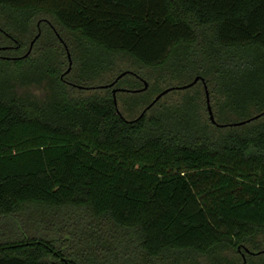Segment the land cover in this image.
Masks as SVG:
<instances>
[{
  "label": "trees",
  "instance_id": "16d2710c",
  "mask_svg": "<svg viewBox=\"0 0 264 264\" xmlns=\"http://www.w3.org/2000/svg\"><path fill=\"white\" fill-rule=\"evenodd\" d=\"M0 38V264H264V0H0ZM122 59L133 118L69 79Z\"/></svg>",
  "mask_w": 264,
  "mask_h": 264
},
{
  "label": "rangeland",
  "instance_id": "374dc122",
  "mask_svg": "<svg viewBox=\"0 0 264 264\" xmlns=\"http://www.w3.org/2000/svg\"><path fill=\"white\" fill-rule=\"evenodd\" d=\"M44 41L45 43L51 44V40L49 38H47ZM2 42L6 43L7 41L2 39ZM135 69L136 67L131 62L127 61L126 59H122L121 61L119 60L114 65H112L108 71L103 72L101 75H98L96 77L80 75V73L75 70L72 74V77L69 79H72V81L74 82H78L84 85H89L91 87H101V86H104L105 83L116 78L118 74H121L123 72H133L132 70H135ZM188 80H189L188 77L182 76L177 79H172L164 83L161 82L157 85L154 91H158L162 89L163 87L174 88V87L184 86L187 84ZM137 86H139V83H137L132 77H127L119 83L118 88L123 89V90H131L132 88H135ZM47 88H48L47 83L44 82L39 85L33 84V85H30L22 89L18 88V91L27 92L41 101L45 99ZM123 93L124 91H121V95H123ZM124 95L127 97H124V101L120 102V109L124 112L127 118H133L139 114L141 108L145 105L147 101V96H143V93L124 94ZM131 99L132 100L137 99L138 102L132 103L130 107L126 103H127V100H131ZM257 110H258L257 108L252 107L245 114H231L227 117L217 114L216 119L218 123L220 125H224L223 128H220V130L221 131L223 130L233 131L237 129V127L231 126V124L236 123V122L238 123V122L245 121L249 119V117L251 118L252 116L255 115V113H257ZM252 123L253 122L251 121V122H248L246 124L239 126V130L249 128ZM226 125H229V126L226 127ZM262 247L264 248V245ZM261 251H264V249H262ZM253 259H255V261L258 263L259 262L264 263V255L255 257Z\"/></svg>",
  "mask_w": 264,
  "mask_h": 264
},
{
  "label": "water",
  "instance_id": "95a60500",
  "mask_svg": "<svg viewBox=\"0 0 264 264\" xmlns=\"http://www.w3.org/2000/svg\"><path fill=\"white\" fill-rule=\"evenodd\" d=\"M38 37H39V34L36 35V37L32 40V42H31V44H30V47H29L27 53L24 55V57L27 56V55L30 53L31 48H32V45L34 44L35 40H36ZM61 41H62V40H61ZM62 43H63V42H62ZM63 45H64V47H65L66 54H67L68 68H67L66 71L62 74V78H63L64 75H66V74H68V73L70 72V70H71V66H72V60H71V56H70V53H69V51H68V48L66 47L65 44H63ZM126 73H127V72H123V73H121L120 75H118V76L116 77V79H115L113 82H111V83H109V84H107V85L101 86V87H99V88H113L114 85L117 83V81H118L119 79H121ZM199 80H200L199 77H196L191 83H188V84H186V85H184V86L174 87V88H167V89H165L164 91H162L161 93H159V94L153 99V101H152L149 105H147V107L143 110V113L146 112L148 109H150V108H151V107H152L157 101H159L164 95H166L167 93L171 92L172 90H182V89L190 88V87H192L193 85H195ZM201 81H202V83L204 84L203 79H201ZM147 87H148V84H147L146 82H144V87H143L142 89H139V90H137V91H132V92H140V91H144V90L147 89ZM79 88H81V87H79ZM204 88H205V95H206V108H207L208 116H209V119H210L211 123H213V124L216 125V122H215V119H214V116H213V111H212V108H211V105H210L209 94H208L207 87H206L205 84H204ZM120 91H125V90L120 89V88H113V89H112V94H113V97H114V104H115V106H117V102H116V99H115V94H116L117 92H120ZM261 115H264V112H263ZM261 115H257V116H255V117H252L251 119L246 120V121H242V122H238V123L231 124V126H240V125H243V124L248 123V122H250V121H252V120H254V119H257V118L260 117ZM217 125H218V124H217ZM218 126H224V125H218ZM261 253H264V251L258 252V253H256V254H261ZM244 264H245V260H244Z\"/></svg>",
  "mask_w": 264,
  "mask_h": 264
}]
</instances>
